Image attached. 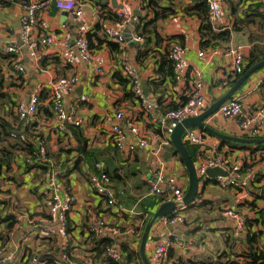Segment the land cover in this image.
<instances>
[{"label": "crops", "instance_id": "crops-1", "mask_svg": "<svg viewBox=\"0 0 264 264\" xmlns=\"http://www.w3.org/2000/svg\"><path fill=\"white\" fill-rule=\"evenodd\" d=\"M28 1L32 0H0V121L3 124L0 126V161H5L0 167V251L3 257H11L6 264H30L29 257L33 254L44 264H54L62 252L73 264H113L102 253L105 239L95 241L88 233L89 225L103 219L109 226L139 232L136 238L128 235L120 240V248L135 255L146 224L163 203L173 199L171 189L163 185L164 195L150 193V184L156 181L157 173L173 181L184 193L188 187L187 171L170 142L173 127H159L146 118L142 105L126 85L123 66L135 72L144 96L155 106L157 114L185 103L195 81L202 83L201 94L208 108L227 93L245 70L235 75L226 55L204 54L200 58L198 53L205 52L209 44L221 51L241 46L248 62L253 49H264L261 4L255 0H225L221 15L208 24L210 33L202 34L204 21L194 7L199 2L82 0V15L73 19L68 13L57 10L53 0H43L49 5L40 13V18L47 24L52 42L29 50L21 38L19 24L23 5ZM123 3L136 18L131 20L135 21L133 29L126 30L130 22L123 29V35L126 38L133 34L144 35L147 41L142 46L133 42L111 43L103 34L102 25L112 27L120 20L118 13ZM155 13L158 18L153 20ZM150 22L154 23L149 25ZM81 25L87 30L90 62L83 60L75 46ZM39 33V28L32 29L33 39L37 40ZM168 40L180 42L186 48L187 68L179 81L173 79L162 60ZM11 44L22 50L20 57L5 53V47ZM64 51L73 57V65H66L62 57ZM14 61L23 66L24 73L14 70ZM63 77L76 79L73 90L64 96V104L68 111L76 109L77 114L72 119L77 120L79 126L67 123L66 131L59 132L49 94L52 85ZM224 82L226 86L220 89ZM32 93L39 97L37 113L30 119L20 120L15 113L16 103L20 99L27 102ZM232 98L239 100L245 110L261 108L264 105V67L247 78ZM120 110L135 120L146 136L147 147H140L138 139L130 134H127V142L137 146L134 153H123L113 145L110 127L118 121L106 122L105 117ZM204 123L218 133L245 138L234 120L218 112ZM203 132L202 145H187L194 165L199 158L220 155L231 167L238 168L230 176L247 184L222 189L216 178L206 175L199 180L194 202L181 211L185 217L183 224L173 227L160 219L152 224L145 245L146 257L152 264H155L154 245L169 240L172 233L178 240L192 245L183 248L173 242L168 264L241 262V256L264 249V215L258 213L264 209V147L249 144L248 148H234L223 142L227 140ZM36 135L50 159L64 161L56 176L58 192L62 197L74 199L67 216L65 241L42 235L46 228L57 226L49 217V191L44 185L47 167L39 164L26 167L24 163L29 154L23 145H32V137ZM97 163L111 178L114 207L107 206L90 189L89 175ZM250 176H254V180L250 181ZM228 208L245 219V231L240 237L232 235L234 220L223 215ZM127 254L123 253V264H140L134 255L129 260Z\"/></svg>", "mask_w": 264, "mask_h": 264}, {"label": "built area", "instance_id": "built-area-1", "mask_svg": "<svg viewBox=\"0 0 264 264\" xmlns=\"http://www.w3.org/2000/svg\"><path fill=\"white\" fill-rule=\"evenodd\" d=\"M189 3L203 2L207 9V22L213 23L222 12V8L225 5V0H188ZM260 2L261 9L260 15L264 20V0H255ZM54 7L57 10L64 11L68 15L75 19L82 15V0H53ZM49 5L48 1L43 0H32L28 1L23 5L22 12L19 17L21 38L29 50H36L40 45L46 47L52 42L51 36L48 34L47 24L40 18V13L47 9ZM120 20L115 23L112 27H107L102 25V31L105 37L116 43L118 45H125L127 43L126 37L123 35V29L131 22V20H136L133 17L130 7L123 3L121 5L120 11L118 13ZM39 28L41 36L39 33V38L37 40L33 39L31 31L32 29ZM87 30L84 26L78 28V33L75 39V46L85 62H90L91 52L88 46ZM131 41L139 46L146 43V37L138 34H133L131 36ZM262 47L264 48V39L262 41ZM166 57L172 65V77L174 80L179 81L187 68V63L185 61L186 48L180 43L173 40H168L166 42ZM6 54L12 55L18 58L22 54V50L11 44L4 49ZM217 53L226 55L230 59V68L232 73L235 75L241 74L246 70V59L243 53V47L241 46H230L224 50H219L215 45H209L205 52L200 51L198 56L202 58L204 54L215 55ZM62 57L66 65H73L74 60L68 51L62 53ZM13 68L19 74L24 73V68L20 63L14 61ZM123 74L125 79L128 81L129 90L132 92L137 102L142 105L144 113L147 119H149L154 125L159 127H174L176 123L182 121L183 119L189 117H195L202 113L206 109L205 99L201 94L202 83L200 81H195L192 86L191 94L189 99L178 105L175 109H169L162 113H155V106L150 103L144 96V91L141 86V82L135 72L131 70L128 66H123ZM226 82L221 85L226 86ZM76 85V79L73 77L59 78L51 87L49 94V104L51 106L52 112L55 115L57 121V130L59 132L66 131L67 123H71L74 126H79L77 120L72 119L76 116V109H71L68 111L65 108L64 96L73 90ZM39 105V97L36 93H32L28 101L25 102L23 99L17 101L15 106V113L18 119L27 120L37 113ZM223 117L227 119L234 120L243 134V136L249 139H257V137L264 136V105L255 109H243L242 104L239 100L231 98L226 102L222 103L218 110ZM72 119V121H71ZM112 119L118 121L117 124L110 127L111 140L113 145L119 151L123 153H134L136 149L135 143L127 142V134L132 135L138 139V145L145 148L148 146L146 136L142 135L138 125L135 120L126 115L123 111H117L112 116L105 117L106 122H111ZM205 133L199 129H188L182 135V141L185 145L200 146L203 144V138ZM32 145H34V150L31 154L27 156L24 163L30 166L34 164H39L47 167L46 176L44 179L45 188L48 189L49 193V217L51 221L56 223V228H46L42 235L45 237L55 238L60 241H65L68 237V232L66 228L67 216L71 210V205L73 203V198L62 197L57 188L56 176L57 172L63 168L64 161H54L50 159L47 155L46 148L41 143V139L38 135L32 137ZM195 170L199 180L206 178V172L208 169L220 168L227 172V176H217L216 181L220 188H235V187H245L246 181H238L233 175L238 168L231 167L230 164L220 155L212 158H199L196 163ZM100 165L95 164L93 172L89 175V186L90 189L98 195L109 207L115 206L114 191L112 188V181L110 176L105 173V171L100 170ZM250 181L254 180V176L248 178ZM161 185L168 189H171L172 201L175 203V208L172 212L160 218V220L170 226L181 225L185 222V217L181 211L185 208L182 203V197L184 192L175 183L169 179H165L162 173L158 172L156 175V181L150 184V193L156 196L164 195V190ZM18 203L15 201L13 205L16 206ZM223 215L234 220L232 226V235L234 237H240L245 231V219L239 216L234 209L228 208L224 211ZM88 233L94 237L95 241L106 239L109 244L105 246L103 256L113 264H122L124 257L122 249L120 248L121 239H126L127 236L137 237L139 232L134 229L126 228L125 230L118 226H109L105 220L98 219L96 222L92 223L88 227ZM173 242H178L183 248L192 245L191 242L180 241L176 238L175 233L167 241H160L154 245L152 252V259L155 264H168L169 263V250ZM62 251L64 249L62 248ZM93 250L91 249L90 253ZM2 251H0V264H6L11 260L10 256H2ZM30 264H44L42 260L39 259L38 255L33 254L29 257ZM54 264H73L69 260V256L62 252L61 256L54 261Z\"/></svg>", "mask_w": 264, "mask_h": 264}, {"label": "water", "instance_id": "water-1", "mask_svg": "<svg viewBox=\"0 0 264 264\" xmlns=\"http://www.w3.org/2000/svg\"><path fill=\"white\" fill-rule=\"evenodd\" d=\"M138 17V16H137ZM135 26V21H132L126 30L130 32L133 27ZM129 35V34H128ZM127 36V35H126ZM128 43H131V37L128 36L126 38ZM264 67V60L256 63L255 65L248 68L243 75L236 81V83L227 91V93L212 103L208 108H206L201 114L195 117H189L183 119L182 121L176 123L173 127L171 134H170V142L174 147L175 151L179 155L188 175V187L182 197V203L186 206L194 202L196 195L198 193V185H199V178L196 174L194 163L189 155V152L182 141V135L188 129H199L205 132L211 133L214 136L227 141L237 142V143H244V144H264V139H249V138H242V137H231L228 135H224L218 133L216 131L211 130L205 123L204 120L210 117L211 115L217 113L219 106L226 102L227 100L231 99L233 93L238 90V88L244 83V81L249 78L253 73L258 71L259 69ZM206 175L210 178H216L217 176L226 177L228 174L227 172L223 171L220 168H212L208 169ZM175 208V203L173 201L163 203L154 213L152 219L149 223L146 224L145 229L143 231L140 245H139V254L143 264H152L146 257L145 254V245L148 239V234L150 228L156 219L163 218L169 215L172 210Z\"/></svg>", "mask_w": 264, "mask_h": 264}, {"label": "trees", "instance_id": "trees-1", "mask_svg": "<svg viewBox=\"0 0 264 264\" xmlns=\"http://www.w3.org/2000/svg\"><path fill=\"white\" fill-rule=\"evenodd\" d=\"M151 1H153V0H151ZM248 1H252V0H248ZM194 7L198 8L197 11L199 10L200 12H196V13L204 21V23L201 26V30L203 31L202 34H209L210 33L209 28H208V24L209 23L206 20L207 9H206L205 4L203 2H199ZM193 10H195V9H193ZM157 18H158V16L155 13L153 20H156ZM152 23H154V22H150L148 24L151 25ZM151 31H153V30H148L147 32H151ZM146 41H147V39H146ZM109 42L113 43L112 41H109ZM209 45H211V44H209ZM212 45H214V44H212ZM162 60L165 61L163 63L168 66L167 70L170 72V75H171L172 74V65H171V62L168 61V59L166 57V51L164 52V54L162 56ZM262 60H264V49L263 50H260V49L257 50V48L253 49L252 53H251V57H250L249 61L247 62L246 69L250 68L251 66L255 65L256 63H258V62H260ZM124 80L126 82V85L128 86V81L126 79H124ZM0 126H3L1 121H0ZM245 138H247V137H245ZM257 139H264V136L263 137H257ZM223 142L227 143V144H230L234 148H248V147H250L249 144H244V143L241 144V143H236V142H231V141H223ZM23 146L25 148V151H27V154H31L32 151L35 148L34 145H31L30 143H26V145H23ZM185 146H186V148H187V150L189 152V155H190V157H191V159L193 161L194 159H193L192 152H190V149H189V147L187 145H185ZM256 147L263 148L264 144L256 145ZM4 163H5V161H0V167ZM5 165L8 167V163H6ZM27 166L31 167L29 164H27L26 167ZM258 213L263 216L264 215V209H261V211H259ZM102 243L104 245L103 246L104 248L102 249V253H104L105 246H107L109 244V241L105 239V240L102 241ZM122 250H123V253H126V252L128 253L127 254L128 259L131 260V257L134 255V253L131 252V251H128L125 248H122ZM134 256L139 261L140 264H143L142 261H141L139 252L135 253ZM241 257L243 258V260L241 262H239V261H229V260L221 262L220 260H217V261L198 262V263L189 262V264H264V249L260 250V251H251L249 254H246L245 256L243 255ZM107 261H109V260H107ZM123 262H124V260H123ZM123 262H122V264H123Z\"/></svg>", "mask_w": 264, "mask_h": 264}]
</instances>
